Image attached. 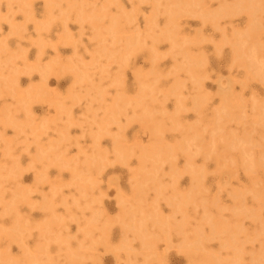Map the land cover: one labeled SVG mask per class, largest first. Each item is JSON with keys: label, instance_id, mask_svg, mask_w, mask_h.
I'll return each mask as SVG.
<instances>
[{"label": "rangeland", "instance_id": "1", "mask_svg": "<svg viewBox=\"0 0 264 264\" xmlns=\"http://www.w3.org/2000/svg\"><path fill=\"white\" fill-rule=\"evenodd\" d=\"M177 1L0 0V264H189L183 194L186 234L211 215L235 226L232 264H264V0L253 1V70L227 42L246 9L213 22L200 12L234 0H189L163 37ZM224 93L234 106L213 119ZM185 132L194 139L172 150ZM156 135L165 154L146 158L137 194L138 157ZM202 226L204 248L228 264L224 234Z\"/></svg>", "mask_w": 264, "mask_h": 264}, {"label": "bare ground", "instance_id": "2", "mask_svg": "<svg viewBox=\"0 0 264 264\" xmlns=\"http://www.w3.org/2000/svg\"><path fill=\"white\" fill-rule=\"evenodd\" d=\"M254 0H234L232 4L229 5H224L220 8V10L217 11H202L200 12L201 14L203 12L207 13V19L210 21L213 20L215 21V18L217 16H225V15H230L236 11H239L241 8H244L246 10H243L247 13V16L249 18V23L244 31L241 32H235L231 38L227 40V42L230 44L232 51L239 59V61L243 64L246 65L247 69H254L255 64H256V53L257 49L255 47H252V43L250 41V38L253 36H256L257 30L259 28L258 26V19L257 16L255 15V11L257 9L256 4L253 2ZM173 7H168L165 12L167 13V19L168 23L167 26L162 30L163 37H166L167 35L172 36L173 33H171V30L173 29V26L175 25V17L184 11V7L190 4L189 0H178ZM260 8L263 7L262 4H258ZM247 6V7H246ZM248 8V9H247ZM199 13V14H200ZM100 14L99 12H96V15ZM112 24L110 25V31L112 32L113 28H119V22H117V18L114 17L112 20ZM152 25V22L149 23V26ZM174 43V40H172ZM262 48V47H260ZM186 62H187V69L188 71L193 74L195 69H196V62H194V58L191 55L186 56ZM234 101L235 98L231 96L229 93H224L222 95V104L219 107V109L213 114V119H219L221 117V113L225 112L226 110L232 108L234 106ZM116 105H113L107 109V114L108 118L111 116V113L115 110ZM229 115L230 113L227 112ZM154 120V118H153ZM159 126H156L154 128L155 132H158ZM191 130L195 133V135L199 132V129L197 127H192ZM194 135V136H195ZM194 136H190L187 132L184 133L183 140L179 143H177L175 146H173L171 149H179L181 151H184L185 148L187 147V143L189 141H192L194 139ZM155 142L146 150H143L140 152L139 157H138V165H139V170L143 169L142 172H139L138 177L137 175V181L136 184H139L136 186L135 191H137V194L141 193V184L145 179H148V177L145 175L149 172L152 165L150 168L146 167V158L151 155L154 151L155 153H160L164 155L165 153L161 151L162 148H166L160 141L158 136L154 138ZM245 139V138H244ZM218 138H214L213 142H217ZM230 143H234L233 139H225L223 140L224 146L227 148ZM116 146V151L119 155H122L123 151L121 150V145L120 142H115ZM184 156L186 157L187 161L189 162L188 165L190 167H193L192 165V156L190 159V155L187 152H184ZM243 167L247 170V162L243 163ZM148 168V169H146ZM189 173L192 174L193 179L195 183H197V171L196 169L191 171L189 168ZM153 185H156L153 181H151ZM157 186V185H156ZM189 195H182L180 198V202L178 203L177 207L178 209H181L182 212V220L177 223V228H179L181 233H182V252H184L189 260V264H216L215 258L218 259V256L210 251H207L206 248H204V241L205 237L203 235V226L206 225L207 227L211 226V229L213 233H220L222 232L224 235L219 234L220 244L223 246L225 249H229L231 256L228 258L227 262L228 264H232L234 260L239 261L240 256L237 255V253L240 251V246L237 244L235 236V226H230L229 224H222L221 222L211 219L213 218L210 214V217L205 218V214L200 220V223L197 224V226L193 227L191 230V234H186L187 229H184V226L187 225L188 218H185V212H184V202L189 199ZM140 199V198H138ZM137 210V208H136ZM125 214V213H124ZM187 217V216H186ZM175 222H172V225ZM159 224V229L162 230L163 225H170L171 221L168 219H160L158 221ZM21 225V220L16 219L13 222L12 229H17ZM237 228V227H236ZM213 234L209 235V239L213 238ZM208 240V239H207ZM143 243L146 246L145 249V255L148 256L152 252V249L150 248V245L152 244V241L143 239ZM154 251V248H153ZM25 261L27 264H31L34 261V257L31 255H28L25 257V260H23V263L25 264ZM70 261H73V257H70Z\"/></svg>", "mask_w": 264, "mask_h": 264}]
</instances>
